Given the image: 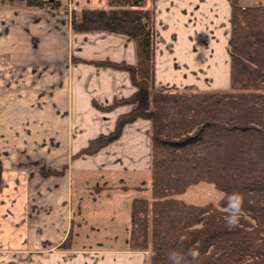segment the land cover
Returning <instances> with one entry per match:
<instances>
[{
  "label": "crops",
  "instance_id": "crops-1",
  "mask_svg": "<svg viewBox=\"0 0 264 264\" xmlns=\"http://www.w3.org/2000/svg\"><path fill=\"white\" fill-rule=\"evenodd\" d=\"M60 1L65 7L51 9L0 0V264H145L143 252L126 247V237L113 234L105 243L91 236L111 229L118 216H125L128 230L133 187L142 186L141 173L150 169L149 120L127 124L117 140L93 155L72 158L134 107L95 106L128 97L135 87L126 71L91 61L133 64L135 44L105 31H72L71 13L78 15L89 0ZM146 6L154 11V87L228 89L230 0H147ZM65 164L61 176L40 173ZM105 201L114 208L105 214L111 224H89ZM71 227L72 248L59 249Z\"/></svg>",
  "mask_w": 264,
  "mask_h": 264
},
{
  "label": "trees",
  "instance_id": "trees-1",
  "mask_svg": "<svg viewBox=\"0 0 264 264\" xmlns=\"http://www.w3.org/2000/svg\"><path fill=\"white\" fill-rule=\"evenodd\" d=\"M19 1L32 8L65 7L60 0ZM146 3L108 0V8L71 13L72 31L125 36L134 42L136 55L133 64L91 61L126 71L135 87L128 97L95 106L103 111L134 107L117 117L113 130L90 139L72 158L93 155L117 140L127 124L149 120V197L131 199L126 247L146 251L147 264H170L172 252L186 256V264H264V3L241 6L230 0V86L212 91L154 87V11ZM66 168L40 173L61 176ZM1 175L0 161V189ZM200 182L213 184L222 197L202 204L177 197ZM233 193L243 197V205L238 224L229 228L227 199ZM74 237L71 227L58 248L71 249Z\"/></svg>",
  "mask_w": 264,
  "mask_h": 264
},
{
  "label": "rangeland",
  "instance_id": "rangeland-1",
  "mask_svg": "<svg viewBox=\"0 0 264 264\" xmlns=\"http://www.w3.org/2000/svg\"><path fill=\"white\" fill-rule=\"evenodd\" d=\"M74 1H79V0H74ZM81 1V0H80ZM86 8L88 9H98V8H108V0H89L88 2L84 1L83 2ZM264 3V0H263ZM147 4V3H146ZM65 6V4H64ZM149 136V134H148ZM139 177V176H138ZM126 178V177H125ZM141 185L147 187V189L141 193H137L134 191V195L137 196H141V197H149V189L148 187H150V173L149 170H147L146 172H142L141 173ZM223 192L220 191L219 189H217L213 184L211 183H206V182H200L196 185H192L190 186L187 191L183 194H179L177 195L178 198L183 199L186 202H190V203H198V204H202V203H206V202H212V203H216L220 197H222ZM121 202H117V204H120ZM99 204V203H98ZM110 203H108V201L102 202L103 208L102 210L104 211H98L96 212L99 216H89V224H96L97 223L100 225H104L107 226L109 224H111V222L106 221L107 218H110V216H106L109 212L111 213L113 211V207H110V205H108ZM111 210V211H110ZM107 211H109L107 213ZM121 213V212H120ZM106 214V215H105ZM124 215V214H123ZM97 218V220H96ZM125 216H118V218H116L113 221V224L110 225L112 226L111 229L106 228V229H96L93 230V236L92 239H98L97 241H103L105 243H107L111 237V235L113 236V234H116V236L119 238V240H121L122 237H127L128 235V230H125ZM129 225V223H127V226ZM83 232L89 234L90 233V228H86L84 230H82ZM81 238H82V242H80L83 246H86V242H85V236L84 233H81ZM105 235V236H103ZM90 238V237H88ZM118 242V241H117ZM111 243H115V242H111ZM93 245V244H91ZM94 246V245H93ZM144 254V258H143V263L145 262V264H147V252L146 251H141Z\"/></svg>",
  "mask_w": 264,
  "mask_h": 264
},
{
  "label": "clouds",
  "instance_id": "clouds-1",
  "mask_svg": "<svg viewBox=\"0 0 264 264\" xmlns=\"http://www.w3.org/2000/svg\"><path fill=\"white\" fill-rule=\"evenodd\" d=\"M243 205V197L238 193H233L227 199V210L229 212L226 224L229 228H233L238 224L241 209ZM193 258H196L195 252L191 253ZM168 259L170 264H186V256L172 252L169 254Z\"/></svg>",
  "mask_w": 264,
  "mask_h": 264
},
{
  "label": "built area",
  "instance_id": "built-area-1",
  "mask_svg": "<svg viewBox=\"0 0 264 264\" xmlns=\"http://www.w3.org/2000/svg\"><path fill=\"white\" fill-rule=\"evenodd\" d=\"M76 5H74L71 1H68V8L70 9H76Z\"/></svg>",
  "mask_w": 264,
  "mask_h": 264
}]
</instances>
